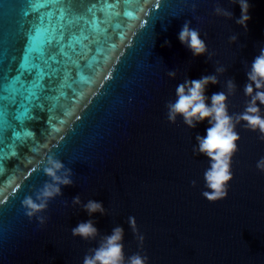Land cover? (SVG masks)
Returning a JSON list of instances; mask_svg holds the SVG:
<instances>
[{"label": "water", "instance_id": "obj_1", "mask_svg": "<svg viewBox=\"0 0 264 264\" xmlns=\"http://www.w3.org/2000/svg\"><path fill=\"white\" fill-rule=\"evenodd\" d=\"M93 3L97 22L87 11ZM249 4L245 31L231 0H121L113 10L105 0H0V88L11 87L16 76L25 88L38 79L32 60L24 62L25 48L29 57L49 50L61 9L78 21L47 98L53 110L27 121L16 118L23 108H15L7 123L0 119L4 156L20 152L0 171V264H83L117 226L124 230L125 258L140 252L149 264H264V173L256 169L264 141L237 126L227 196L210 203L201 195L209 161L193 154L207 120L188 128L180 117L167 119L177 85L208 75L218 83L206 86V97L224 91L229 114L243 112L246 73L264 47V0ZM186 22L199 31L205 54L193 56L179 41ZM32 130L35 138L26 135ZM49 158L62 162L57 174L70 175L72 183L29 218L22 202L39 203L40 191L52 183L44 172ZM89 200L101 202L104 214L89 216L83 208ZM130 216L144 236L142 247ZM87 220L98 230L95 239L74 237L72 228Z\"/></svg>", "mask_w": 264, "mask_h": 264}, {"label": "clouds", "instance_id": "obj_2", "mask_svg": "<svg viewBox=\"0 0 264 264\" xmlns=\"http://www.w3.org/2000/svg\"><path fill=\"white\" fill-rule=\"evenodd\" d=\"M240 8V16L236 23L247 30L250 20L249 0H231ZM217 14L220 10L217 9ZM225 15H230L225 13ZM181 44H184L191 51L193 56H200L206 53L207 47L201 39L198 30L190 28L186 22L178 34ZM233 40L235 37L232 38ZM218 71H221L218 69ZM174 75V73H171ZM248 83L244 85L243 92L247 97V104L243 112L233 117L229 114L227 98L224 91L213 93L210 98L206 97L205 89L208 84L218 83L216 75L202 76L199 79L185 80L177 85L176 99L167 105V119L174 123L180 117L188 128H195L197 124L207 120L208 127L204 135L197 134L196 144L193 146L194 155H202L209 161V166L204 172L205 189L201 195L208 202H216L226 198L228 184L232 180L231 161L238 151L237 143L240 135L236 131L238 125L258 134V138L264 141V115H261V107H264V47L260 48L249 71L246 73ZM231 91L235 85L229 80L226 85ZM48 166L44 169L45 174L51 178L52 183H46L40 191L37 199L31 197L24 199L23 206L26 208L27 216L32 218L47 207V201L60 194V187L72 183L70 175L63 177L57 173L63 169L61 161L49 158ZM256 169L264 173V156L256 162ZM194 183V182H193ZM74 204H79V197H74ZM89 216L95 213L104 214L103 204L99 201L89 200L83 205ZM129 227L142 247L144 236L137 231L135 217L128 218ZM72 235L83 240H92L98 234V230L91 220L78 223L72 228ZM124 230L117 226L111 233L105 236L102 242L91 254H86L83 264H149L147 255L140 252L134 253L125 258L124 254Z\"/></svg>", "mask_w": 264, "mask_h": 264}, {"label": "snow or ice", "instance_id": "obj_3", "mask_svg": "<svg viewBox=\"0 0 264 264\" xmlns=\"http://www.w3.org/2000/svg\"><path fill=\"white\" fill-rule=\"evenodd\" d=\"M106 6L109 10L115 9L120 3L121 0H116V3H108L105 0ZM132 0H123L125 5H128ZM96 8L95 3H93L88 8V13L92 14V22H97V18L94 14V9ZM115 16H119V12H114ZM124 15L131 16V12H125ZM61 23L54 28H51L50 31L52 35L49 37L48 43L51 46L49 50H41L36 56L29 57V49L25 48L24 62H27L29 59L32 60L31 69H35L38 74V79L34 81L31 87L25 88L24 82H20V77L16 76L13 78V85L9 87L4 85L0 88V101L10 100L11 104L7 106L0 105V119H3L4 123H7L8 113L15 108H23V113L16 118L18 120H27L33 121L38 119L37 112L52 111L50 104L48 103V96L55 89V83L59 79L60 75V64L61 57L67 55L64 51L67 46V41L72 39V36L69 30L73 27L77 20H73L71 15L64 9H61L60 17ZM40 23L43 24V17L39 18ZM78 20L87 21V17L81 16ZM31 31V28H30ZM83 31V29H82ZM31 37L29 36V39ZM88 37H86L87 39ZM82 55V53H81ZM23 67V63L21 65ZM44 77H47V82H45ZM20 82V86L16 87V83ZM4 93H10V95H5ZM41 119L43 117H40ZM51 116L48 117L50 121ZM10 135L18 136L17 132H11ZM26 135L31 137H36V132L34 130L28 131ZM23 146V145H21ZM15 147V145H14ZM26 151L30 149L25 148ZM20 155L19 149L12 152L10 157H5L3 150L0 149V171L8 166L7 161ZM39 157H37L38 159ZM2 179V177H0Z\"/></svg>", "mask_w": 264, "mask_h": 264}]
</instances>
